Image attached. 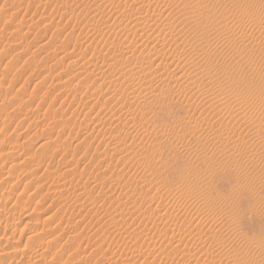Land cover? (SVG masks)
<instances>
[{
	"label": "rangeland",
	"instance_id": "374dc122",
	"mask_svg": "<svg viewBox=\"0 0 264 264\" xmlns=\"http://www.w3.org/2000/svg\"><path fill=\"white\" fill-rule=\"evenodd\" d=\"M88 1L90 2V0ZM88 1L0 0V181H2L0 182V201L2 199L5 203L3 205L4 203L0 202V207L3 205L0 208V264H264V152L258 156L259 159L256 157L258 161L255 158L248 161L243 159L237 150L230 151L229 159L220 158L218 150H214L210 137L211 131L214 133L221 127L220 125H223L221 123L223 118L221 115L213 118L207 108L216 100L210 91L215 95L218 91L216 88L214 90L210 88L211 83L206 76L201 77L202 75H200V71L204 67L206 69L203 71L211 72V79L222 81L221 84L229 86V89L231 87L230 90L234 88V92H231L234 98L231 93V95L229 94L231 106L236 103L239 106V103L255 102L257 110L255 109L256 111L251 112V115L249 113L246 116L247 118L250 116L251 120L250 118H246V120L249 122L254 120L255 123L259 121L263 124L264 34L262 33L264 31L261 32L260 28L255 25L251 27V25L245 24V27L237 28V30H240H238L240 33L238 36L244 37L247 43L240 42L237 38L236 41L230 40L233 41L232 43L229 41L230 44H221L220 49L212 47L209 38L199 35L196 37L199 41L197 43L211 51L208 50L206 53L207 56L209 55L208 57H203L201 54L197 61L189 59L187 52H183L184 50L177 49L178 52L175 51L173 54L171 52L174 50H168L171 48L166 46L167 50L164 48L161 51L162 55L152 61L154 65H152V69L162 71L164 68L168 71V76L164 79L166 82L164 83V80L162 83L158 82L160 85L153 83L152 88L154 86L155 88L152 89V92L156 91V93L151 92L152 95L149 94L150 96L147 95L148 98H145L142 97L141 92L144 86L137 85V76H140L141 67L147 65V60L141 64L137 58L145 57V53L156 41L148 44L149 46H138L131 53L122 51L119 47L128 43V40L130 41L131 34L119 35L117 30H113L114 32L108 30L106 26L112 23L114 16H109V21L103 24L101 15L93 12L92 2L90 10L88 7H82L85 2L88 4ZM125 1H123L124 4L121 3L122 6H129L131 1ZM222 1L224 5L228 3V11L223 16L224 20L218 18L219 12L215 13L217 6H215L216 8L200 9L201 16L194 14V17H197L195 18L196 22L193 21L194 19L184 22V20H178L175 15L174 19L172 15L175 11L173 8L170 9L168 13L171 12V14L167 13L168 16L165 15L163 18L166 20L164 21L166 25L163 26L164 29L159 30L162 34L157 35L158 39L160 40L162 36V39L169 41L168 39L171 36L174 37L176 33L175 38L193 42V32L199 29L198 32H200L206 26L208 29L216 22V26L209 27L211 31L216 29L217 25L224 26L226 22L229 27L231 24L235 26L232 14L242 8L244 11L251 10L252 7L255 10L256 7L260 10L264 9V0ZM185 2L187 3L189 0ZM185 2L176 4L178 9L184 7L178 5H184ZM256 2L261 3L260 5L263 7L261 8ZM86 8L88 11L84 10ZM210 12L217 15L214 14L213 17L212 14L210 19ZM261 12L263 16L261 23H264V11ZM88 14L93 15L89 17ZM205 17L209 18H206L208 21ZM204 20L210 25L205 24ZM222 20L224 24H222ZM225 20L226 22H224ZM213 21L216 22L211 24ZM201 24H204L203 27ZM244 28L248 29L244 31ZM17 30H20L21 36L25 38L17 36ZM241 33L243 34L241 35ZM167 41L165 42L168 43ZM204 41H208V43L206 44ZM78 43L80 46L77 47ZM239 43H242L241 47ZM248 47L251 48L248 50ZM212 48L214 49L212 50ZM140 52L144 54L142 55ZM238 55L240 58L237 57ZM243 55L244 58H242ZM182 57L185 60L188 59V63ZM199 60H203L201 64L196 63ZM116 61L119 65L115 66ZM113 65L115 67L113 69L119 67L117 68L118 74H122L127 67H135L139 74L134 77L128 76L130 80L124 76L127 79L122 78L113 84L114 78L109 72V68H112ZM135 65H138L139 68ZM140 65L143 66L140 67ZM202 65L203 67H201ZM217 67H220V70ZM225 69L228 71L226 70L224 73L222 70ZM100 72L104 75L101 76ZM194 75H197L199 79ZM223 75L226 76L222 78ZM83 76L85 77L83 78ZM87 77H90L87 79V84H83L81 87V81ZM178 77L181 78L178 79ZM184 77H188V80ZM225 78L229 81H226ZM189 79L195 83H191ZM177 83L180 84L179 87ZM232 86L234 87L232 88ZM260 88L261 91H258ZM182 89L186 94L182 92ZM206 91L210 96L206 95ZM236 93L237 95H234ZM153 94H155L154 97ZM257 94L263 95L258 96ZM231 96L233 100H231ZM197 98H199L197 101L200 104L195 100ZM201 98L203 99L201 100ZM236 98L239 102L235 100ZM251 99L252 101H250ZM257 101L259 103H256ZM205 103L207 104L204 107ZM254 104L252 105L256 106ZM258 111L260 113L262 111V114H257ZM259 115H262L263 118H260L262 116ZM123 116L126 119H123ZM254 116L256 117L254 118ZM211 117L213 119H210ZM205 118H208L207 121L204 120ZM214 120L217 122L215 123ZM61 121H66V127L64 124H60ZM230 123L229 132L232 129L236 130L239 123L234 121ZM190 124L194 126L191 127ZM135 128L136 130H134ZM192 128L193 130H191ZM199 130L202 132L204 130V132ZM199 134L202 136L196 138L197 135L200 136ZM223 134L220 137L225 140L226 135ZM205 135H207V139ZM181 138L189 146H186ZM222 138L219 141H222ZM259 138L264 141V129ZM188 140L189 143L192 142V145L188 143ZM181 146L184 147L181 148ZM190 146L192 147L189 148ZM247 146L250 145L247 144ZM186 148L187 150H185ZM193 148L197 152L193 150L190 152ZM198 148H203L200 153ZM209 148H212L213 151ZM240 148L244 150L242 146ZM8 151L9 153H5ZM202 152L203 154L211 152L209 155L206 154L207 160L203 158L201 160L199 155ZM136 153L137 155H135ZM151 154L155 157H152ZM219 159L225 160L222 162ZM17 160L18 162H16ZM209 161L210 163H207ZM212 166L214 169L210 170L209 167L213 168ZM205 167L207 168L205 169ZM239 169H244V172ZM196 172L199 174L201 172L203 177H200L199 174V176H194L197 174ZM243 173L247 176L249 174V179H244ZM71 174L73 175L70 176ZM183 175L189 178L183 177ZM179 176L183 177V180L188 178L189 180L187 179V182L184 183H190V186L184 184ZM6 177L8 178L4 180ZM96 177L97 179H95ZM192 178L199 182L193 181ZM180 185L190 187L195 192L190 188H186L187 191L183 190L184 187H179ZM197 185L198 188L195 189ZM200 187L201 189H199ZM7 188L10 189V192ZM12 188L14 189L12 190ZM131 189L132 191H130ZM3 193L5 194L1 195ZM186 193L191 195L188 196ZM180 196H183V199L186 198L184 201L181 200L182 203ZM116 197L118 199H115ZM175 197L176 199H174ZM207 199L213 204V208H211L213 214L211 211L207 212V215L205 212L199 211L203 205L202 201L206 203ZM225 200L229 201L226 203L227 206L224 204ZM185 202L186 204H184ZM189 205L192 206L189 207ZM185 207L189 208H187L188 210L184 209V212L182 208ZM197 207L198 209H196ZM174 209L176 211H173ZM189 210L192 212L190 213ZM159 215L165 219L159 220L162 219ZM168 215L170 216L168 217ZM146 217L149 218L146 219ZM207 217H211L212 220ZM145 219L147 222L144 221ZM174 221L180 225L178 224L176 227V223L173 224ZM168 222H172V227ZM174 226L177 230L174 229ZM193 235L194 237H192ZM196 236L200 238L198 239Z\"/></svg>",
	"mask_w": 264,
	"mask_h": 264
},
{
	"label": "bare ground",
	"instance_id": "6f19581e",
	"mask_svg": "<svg viewBox=\"0 0 264 264\" xmlns=\"http://www.w3.org/2000/svg\"><path fill=\"white\" fill-rule=\"evenodd\" d=\"M88 1V0H87ZM123 1H125V0H90V2L88 1V4H89V6H88V4H83L82 5V7L84 6V7H88V9L89 8H91V5L90 4H92V6L94 7L92 10H93V12H96L97 13V15H101V18H102V21H103V24H106L107 23V21H109L108 20V18H109V16H114V18H113V21H112V23L110 24V25H108L107 24V29L108 30H110V31H113V30H117L118 32H119V35L120 34H125V33H127V34H131V38H130V41L128 40V43H126L125 45H121L119 48H121V50L122 51H124V52H129V53H131L132 51H134L133 49H136L138 46H143V45H148V44H152V43H154V41H156L155 42V44L153 45L152 44V46L150 47L151 49L149 50L148 49V51L145 53L146 55H145V57H139V58H137L138 60H139V62H141V64L143 63V61H145V60H147L146 61V63H147V65L145 66V67H141V66H143V65H140V67H141V73H140V76H137L138 77V80H137V85H141V86H144V88H143V90L141 91L142 92V97H147V95L148 96H150L149 94H151V92L153 91L152 89H154L155 88V86H154V88H152V85H153V83H158V82H163V80L168 76V71L167 70H165L164 68H162L163 70L162 71H158V69H152V61L153 60H155L159 55H162V53H161V51H163V49L167 46V47H169V48H171V49H168V50H174L173 52H171V53H173L174 54V52L175 51H177V49H181L183 52H187V57L189 58V59H192V60H195L196 59V61H197V58L198 57H200L201 56V54H202V56L203 57H208L207 56V52H208V48H203L202 46H200V44L199 43H197V42H199L198 41V39H196V37L197 36H205L206 38H209L208 40H209V43H211V46L212 47H214V48H217V47H219V49L222 47L221 46V44L223 45V44H225V43H229V41L230 40H235V39H237V38H239V40H240V42H243L244 43V41L247 43V41H246V39L244 40V37H242V36H238V33H239V31L237 30V28H243V26L245 25V24H249V25H251V27H252V25H255V26H257V28H260V30H261V32H262V30L264 31V25H262V24H264V23H261V20H262V10L264 11V9H262V10H260L258 7H256L257 9L255 10L253 7H252V9L251 10H255L254 12H249V11H251L250 9H248V11H244L243 10V8L241 9V10H239V11H236V12H232L233 14H232V17H233V19L235 20V22L233 21V23H235V26L234 25H232L231 23V27H229V25H226V20L224 21V22H226L225 23V25L224 26H220L219 27V25H217V27H216V29H213V31H211L210 29H209V27L211 26V27H214V26H216V24H217V22H216V24H214V26H212V25H208L205 21L207 20V19H209V18H207V17H205V19L206 20H204V23L205 24H207L209 27H208V29L205 27V28H203L200 32H198V31H196V32H193L192 31V29H191V31L193 32V42H185V41H183V39L181 40V38L179 39V38H175V36H176V33H175V36L174 37H170L168 40L169 41H167V40H165V39H162L163 37L161 36V39L159 40L158 39V37H157V35L159 36V33L160 34H162V32H159V30L161 29V28H163V26H165L166 24V22L164 23V21H166V20H164L163 18H164V16L165 15H167V13H168V11H170V9H174V14L172 15V18L174 17V15L177 17V19L179 20V19H181V20H184V22L185 21H187L188 22V20H192V19H194L193 21H195V18H197V17H194V14H198L199 16H201V14L199 13V10L200 9H207V8H210V7H212V8H214L215 6H217V12H215V13H218L219 12V15H218V18H223V16L224 15H226V13H227V11H228V3L226 4V5H224V3H223V1L222 0H189V2H185L186 0H130L131 1V3H129V6L127 5V7H123L122 6V4L121 3H123ZM129 1V0H128ZM182 1H183V3L185 2V4L184 5H178V6H184V7H182V8H180V9H178V7L176 6V4H178V3H182ZM222 1V2H221ZM261 1V0H260ZM92 2V3H91ZM126 2V1H125ZM173 2V3H172ZM226 2V1H225ZM228 2V1H227ZM264 2V1H263ZM262 2V3H263ZM170 3V4H169ZM124 4V3H123ZM127 4V3H126ZM125 4V5H126ZM256 4H258L261 8L263 7L262 5H260L259 4V2H256ZM124 5V6H125ZM174 5H175V7H174ZM258 5H255V6H258ZM237 6V5H236ZM254 6V5H253ZM216 8V7H215ZM87 9V8H86ZM86 9H84L85 11H88V9L86 10ZM90 10V9H89ZM230 10H232V9H230ZM235 10V9H234ZM236 10H238V9H236ZM172 11V10H171ZM208 11V10H207ZM209 11H212V10H209ZM213 11H215L214 9H213ZM91 13H92V11H90ZM200 12H202V11H200ZM88 13V12H87ZM172 13H173V11H172ZM211 13V12H210ZM214 13V14H215ZM169 15L171 14V12H169L168 13ZM207 14V13H206ZM212 14L213 13H211L210 15V19L212 18ZM214 14H213V17H214ZM89 15V14H88ZM88 15H87V18H88ZM91 15H93V14H91ZM91 15H89V17L91 16ZM95 15V14H94ZM96 15V16H97ZM208 15V14H207ZM215 15H217V14H215ZM168 16V15H167ZM206 16V15H205ZM227 16H229V15H227ZM95 17V16H94ZM194 17V18H193ZM230 17V16H229ZM169 18H171L170 16H169ZM168 18V19H169ZM216 18V17H215ZM227 18V17H226ZM225 18V19H226ZM89 19V18H88ZM94 19H96V18H94ZM174 19H175V17H174ZM201 19V18H200ZM232 19V18H231ZM264 19V18H263ZM91 20V19H90ZM89 20V21H90ZM197 20V19H196ZM214 20V19H213ZM216 20V19H215ZM219 20V19H218ZM217 20V21H218ZM223 20H224V18H223ZM223 20H222V24H224L223 23ZM89 21H88V23H89ZM91 21H93V20H91ZM95 21V20H94ZM100 21V20H99ZM173 21V20H172ZM201 21V20H200ZM208 21V20H207ZM212 21V20H211ZM169 22V21H168ZM174 22H177V21H174ZM196 22V21H195ZM198 23H199V21H197ZM214 21L211 23V24H213V23H215ZM263 22H264V20H263ZM96 23H97V21H96ZM99 23V22H98ZM164 23V24H163ZM171 23V22H170ZM183 23V22H182ZM209 23V22H208ZM94 24H95V22H94ZM93 24V25H94ZM186 24V23H185ZM191 24H192V22H191ZM196 24V23H195ZM200 24V23H199ZM199 24H197V25H199ZM98 25V24H97ZM167 25H169V24H167ZM188 25V24H187ZM190 25V24H189ZM188 25V26H189ZM197 25H195V26H197ZM202 25V24H201ZM204 25V24H203ZM203 25L201 26V27H203ZM185 26V25H184ZM187 26V27H188ZM191 26V25H190ZM194 26V27H195ZM103 27V26H102ZM105 27V28H106ZM181 27H183L182 25H181ZM210 27V28H211ZM245 27V26H244ZM250 26H248V28H249ZM171 28V27H170ZM176 28V27H175ZM177 28H179V27H177ZM185 28V27H184ZM183 28V29H184ZM248 28H244V31H245V29H248ZM254 28H256V27H254ZM164 29V28H163ZM162 29V30H163ZM168 29V28H167ZM189 29H190V27H189ZM250 29V28H249ZM253 28H251V30H252ZM102 30V29H101ZM100 30V31H101ZM166 30V29H165ZM187 30V29H186ZM185 30V31H186ZM250 30V31H251ZM259 30V29H258ZM18 32H16L17 33V36L19 35V36H21V34H20V30H17ZM183 31V30H182ZM252 31H254V30H252ZM114 32V31H113ZM259 32V31H258ZM169 33H171L170 31H169ZM184 34H186L185 32H183ZM244 33V32H243ZM243 33H241V35L243 34ZM256 33V32H255ZM163 34H164V30H163ZM166 34V33H165ZM179 34H180V32H179ZM197 34V35H196ZM240 34V33H239ZM262 34H264V33H262ZM106 35V34H105ZM172 35V34H171ZM174 35V34H173ZM183 35V34H182ZM190 35H191V33H190ZM238 37H237V36ZM253 35V34H252ZM251 35V36H252ZM259 35H260V33H259ZM169 36V35H168ZM247 36V35H246ZM250 36V37H251ZM261 36V35H260ZM21 37H23V38H25L24 36H21ZM180 37V36H179ZM183 37V36H182ZM189 37V36H188ZM187 37V38H188ZM248 37V36H247ZM254 37V36H253ZM16 38V37H15ZM191 38V37H190ZM189 38V39H190ZM202 38V37H201ZM249 38V37H248ZM247 38V40H250V39H248ZM188 39V40H189ZM186 40V39H185ZM190 40V41H191ZM199 40H200V38H199ZM255 40V39H254ZM105 41H107V40H105ZM165 41H167L168 43H166ZM187 41V40H186ZM236 41V40H235ZM204 42H206V41H204ZM233 41H230V43H232ZM257 42V41H256ZM83 43H85V41H83ZM208 43V41L206 42V44ZM229 43V44H230ZM235 43H237V42H235ZM245 43V44H246ZM251 43H253V41H251ZM262 43V42H261ZM79 44V43H78ZM89 44H91V43H89ZM115 44V43H114ZM120 44V42L118 43V45ZM158 44V45H157ZM238 44V43H237ZM240 44H242V43H239V45ZM258 44H260V43H258ZM116 45V44H115ZM114 45V46H115ZM117 45V46H118ZM202 45V44H201ZM251 45H254V44H251ZM256 45V44H255ZM78 46H80V44L79 45H77V47ZM109 46V45H108ZM149 46V45H148ZM207 46V45H206ZM209 46V45H208ZM221 46V47H220ZM232 46V45H231ZM245 46V45H244ZM259 46V45H258ZM82 47V46H81ZM95 47V46H94ZM93 47V48H94ZM166 47V48H167ZM210 47V46H209ZM226 47H227V45H226ZM229 47V46H228ZM240 47H241V45H240ZM243 47V46H242ZM119 48H117V49H119ZM141 48V47H140ZM140 48H139V50H140ZM143 48V47H142ZM146 48H147V46H146ZM149 48V47H148ZM165 48V50H167ZM188 48V49H187ZM214 48H212V50L214 49ZM239 48V47H238ZM249 48H251V47H248V50H249ZM255 48H257L256 46H255ZM261 48V47H260ZM60 49V48H59ZM106 49V48H105ZM108 49H110L109 47H108ZM107 49V50H108ZM185 49H187V50H185ZM210 49H211V47H210ZM218 49V50H219ZM61 50H62V48H61ZM120 50V51H121ZM138 50V49H137ZM217 50V51H218ZM243 50V49H242ZM245 50H247L246 48H245ZM55 51V50H54ZM60 51V50H59ZM63 51V50H62ZM93 51H95V50H93ZM209 51H211V50H209ZM216 51V50H215ZM143 52V51H142ZM178 52V51H177ZM180 52V51H179ZM229 52V51H228ZM243 52V51H242ZM137 53H139V52H137ZM141 53V52H140ZM161 53V54H160ZM164 53H165V51H164ZM181 53V52H180ZM210 53V52H209ZM235 53V52H234ZM237 53H240V52H238L237 51ZM52 54V53H51ZM74 54V53H73ZM125 54V53H124ZM142 54V53H141ZM144 54V53H143ZM142 54V55H143ZM167 54H169V53H167ZM182 54V53H181ZM180 54V55H181ZM204 54H206V56H204ZM221 54V53H220ZM226 54H227V52H226ZM229 54V53H228ZM243 54V53H242ZM242 54H239V55H242ZM55 55V54H54ZM122 55H123V52H122ZM139 55V54H138ZM164 55V54H163ZM235 55V54H234ZM237 56V57H239L240 58V56ZM77 56V55H76ZM126 56V55H125ZM183 56V55H182ZM72 57V56H71ZM167 57V56H166ZM175 57V56H174ZM202 57V58H203ZM223 57V56H222ZM53 58V57H52ZM54 58H55V56H54ZM67 58H68V56H67ZM75 58V57H74ZM122 58V57H121ZM173 58V57H172ZM183 58V57H182ZM231 58V57H230ZM242 58H244V55H243V57ZM241 58V59H242ZM72 59V58H71ZM136 59V58H135ZM184 59V58H183ZM225 59V58H224ZM248 59V58H247ZM60 60V59H59ZM74 60V59H73ZM117 60H120V59H117ZM122 60H124V59H122ZM174 60V59H173ZM179 60H181V59H179ZM185 60V59H184ZM200 60H201V58H200ZM199 60V62H196V63H200L201 64V62L203 61H200ZM208 60V59H207ZM210 60V59H209ZM208 60V61H209ZM235 60V59H234ZM240 60V59H239ZM244 60V59H243ZM92 61V60H91ZM90 61V62H91ZM105 61V60H104ZM126 61V60H125ZM124 61V62H125ZM169 61H171V60H169ZM185 61H187V63H188V59H186ZM248 61V60H247ZM90 62H88V63H90ZM109 62H110V60H109ZM117 62V61H116ZM121 62V61H120ZM179 62V61H178ZM178 62H176V63H178ZM181 62V61H180ZM205 62H206V60H205ZM232 62H233V60H232ZM231 62V63H232ZM241 63H242V61H240ZM256 62V61H255ZM94 63V62H93ZM126 63H128V62H126ZM153 63H155V62H153ZM183 63H186V62H183ZM231 63H230V65H231ZM240 63V64H241ZM245 64H246V62H244ZM107 64H108V62H107ZM106 64V65H107ZM110 64H112L111 62H110ZM115 64V66L116 65H119L118 64V62L117 63H114ZM122 64H123V62H122ZM197 64V65H198ZM203 64V63H202ZM207 64V63H206ZM206 64H204V65H206ZM105 65V66H106ZM124 65V64H123ZM130 65H132V64H130ZM134 65V64H133ZM158 65H159V63H158ZM157 65V66H158ZM162 65H163V63H162ZM254 65V64H253ZM110 66V65H109ZM121 66V65H120ZM126 66H128V65H126ZM136 66V65H135ZM154 66V65H153ZM160 66V65H159ZM180 66V65H179ZM188 66V65H187ZM194 66V65H193ZM192 66V67H193ZM195 66H196V64H195ZM195 66L193 67L194 69H195ZM220 66V65H219ZM225 66H227V65H225ZM243 66V65H242ZM241 66V67H242ZM107 67V66H106ZM121 67H123V66H121ZM136 67H138V65L136 66ZM197 67V66H196ZM201 67H203V65L201 66ZM200 67V68H201ZM206 67H208L209 68V66L208 65H206ZM222 67V66H221ZM236 67V66H235ZM250 67V66H249ZM113 68H115L114 67V65L112 66V68H109V72H110V74L113 76V78H114V80H112L113 81V84L115 83V81H120V79H122V78H126V77H128V76H133L134 77V75H136V74H139V73H137V71H136V69H135V67H127V68H125L124 69V71H123V73L122 74H118L117 73V68H119L118 66H117V68L116 69H113ZM139 68V67H138ZM158 68V67H157ZM184 68H186V67H184ZM218 68V67H217ZM220 68V67H219ZM218 68V70H220ZM234 68V67H233ZM121 70H123L122 68H120ZM167 69V68H166ZM198 69H199V66H198ZM202 69V68H201ZM203 69H204V67H203ZM203 69H202V71H200V75H202L201 77H204V76H206L207 77V79L209 80V83H211V89H213L214 90V88H216L217 89V91H218V93L215 95V94H213V93H211V91H210V94H212L213 96H215V98H216V100L214 101V103L213 104H215V105H213V104H211V105H209L207 108L209 109V111H210V114L213 116V118H215L216 116H218V115H221V117L223 118V119H221V120H223V122H221L223 125H220L221 127L216 131V132H214L213 133V131H211L212 132V134H211V137H210V141H211V143H212V145H213V147H214V150H218V154H219V156H220V158H227V159H229L228 157H229V153H230V151L232 150V152H233V150H237L240 154H241V156L243 157V159H246L247 161L248 160H251V159H253V158H255L256 159V157H258V156H260V155H262L263 154V152H264V141H263V139L261 140V138H259V135H260V133H261V131L264 129V122H263V124H261V123H259V121H257V123H255L254 122V120L253 121H251V122H249V120L247 121L246 120V116L250 113V115H251V112H254V111H256L257 109L255 108V107H257V104H254L253 102L252 103H245V104H241V103H239V106L237 105V103L236 104H234V106H231L230 105V103H229V96L234 92V86H232V90H230L231 89V87H230V89H229V86L227 87V85L226 84H224V85H226V86H223V84H221V82H219V81H215V80H213V79H211V72H205V71H203ZM206 69V68H205ZM204 69V70H205ZM211 69H213V68H211ZM223 69V68H222ZM228 69V68H227ZM227 69H225V70H222V71H224V73H225V71L227 70ZM232 69V68H231ZM239 69V68H238ZM241 69V68H240ZM140 70V69H139ZM161 70V69H160ZM200 70V69H199ZM214 70H215V68H214ZM217 70V71H218ZM170 71V70H169ZM195 71V70H194ZM198 71V70H197ZM216 71V72H217ZM221 71V72H222ZM228 71V70H227ZM107 72H108V70H107ZM120 72V71H119ZM199 72V71H198ZM214 72V71H213ZM215 72V73H216ZM230 72V71H229ZM182 73H183V71H182ZM74 74H76V73H74ZM100 74H101V72H100ZM197 74V73H196ZM212 74H214V73H212ZM219 74V73H218ZM227 74H229V73H227ZM85 75V74H84ZM104 74H101V76H103ZM109 75V74H108ZM187 75H190V74H187ZM191 75H193V74H191ZM190 75V76H191ZM199 75V76H200ZM215 75H217V73L215 74ZM215 75H214V77H215ZM111 76V77H112ZM116 78H115V77ZM124 76H126V77H124ZM175 76V75H174ZM189 76V77H190ZM195 77H197L198 78V76L197 75H194ZM193 76V77H194ZM213 76V75H212ZM226 76V75H225ZM224 75H223V77L222 78H224L225 77ZM79 77V76H78ZM85 76H83V78H84ZM133 77H131V78H133ZM182 77V76H181ZM181 77H178V79H180ZM200 77V78H201ZM221 77V76H220ZM262 77V76H261ZM72 78H73V76H72ZM90 78V77H89ZM88 77L87 78H85L83 81H81V83L80 82H78V83H80L81 84V87H82V85L84 84V85H86L87 84V82H88V80L87 79H89ZM174 78V77H173ZM186 77H184V79H185ZM213 78V77H212ZM219 78V77H218ZM226 78H228V77H226ZM225 78V79H226ZM100 79H101V77H100ZM127 79V78H126ZM125 79V80H126ZM176 79V78H175ZM191 79H192V77H191ZM199 79V78H198ZM204 79V78H203ZM206 79V80H207ZM229 79V78H228ZM90 80H92V79H90ZM124 80V79H123ZM127 80H130L129 79V77H128V79ZM132 81H133V79H131ZM135 80V79H134ZM183 80V79H182ZM186 80H188V77L186 78ZM186 80H185V82H186ZM190 80V79H189ZM205 80V79H204ZM205 80V81H206ZM207 80V81H208ZM220 80H221V78H220ZM80 81V80H79ZM118 81V82H119ZM192 80H190V82H191ZM193 81H194V79H193ZM225 81V80H224ZM226 81H229V80H227L226 79ZM230 81H231V79H230ZM234 81V80H233ZM63 82V81H62ZM110 82V81H109ZM118 82H116V83H118ZM125 82V81H124ZM129 82V81H128ZM166 81L164 80V83H165ZM172 82V81H171ZM204 82V81H203ZM235 82V81H234ZM67 83V82H66ZM99 83V82H98ZM121 83H123V82H121ZM180 83V82H179ZM191 83H195V81L194 82H191ZM208 83V84H209ZM219 83V84H218ZM223 83V82H222ZM227 83V82H226ZM119 84V83H118ZM159 85H160V83H158ZM178 84V83H177ZM183 84H184V82H183ZM183 84H181V85H183ZM206 84V83H205ZM236 84V83H235ZM262 84V83H261ZM69 85V84H68ZM136 85V86H137ZM163 85V84H162ZM175 85V84H174ZM179 85L180 84H178L177 86L179 87ZM238 85V84H237ZM59 86V85H58ZM61 86V85H60ZM96 86V85H95ZM196 86H198V85H196ZM207 86H209V85H207ZM63 87V86H62ZM65 87H66V85H65ZM86 87V86H85ZM166 87V86H165ZM174 87V86H173ZM186 87V86H185ZM185 87H183V88H185ZM240 87V86H239ZM59 88V87H58ZM67 88V87H66ZM182 88V87H181ZM181 88H177V89H181ZM202 88V87H201ZM209 88V89H210ZM238 88V87H237ZM70 89V88H69ZM158 89H160V88H158ZM157 89V90H158ZM177 89H175V90H177ZM189 89V88H188ZM208 89V88H207ZM208 89V90H209ZM63 90V89H62ZM186 90V89H185ZM207 90V91H208ZM240 90V89H239ZM155 91V90H154ZM178 92H179V90H177ZM205 92V93H207L206 95H208V96H210L209 94H208V92ZM258 91H261V88H260V90H258ZM66 92H68V91H66ZM85 92V91H84ZM88 92V91H87ZM168 92V91H167ZM177 92V93H178ZM182 92H183V89H182ZM232 92V93H231ZM242 92V91H241ZM152 93H156V91L155 92H152ZM184 93V92H183ZM204 93V92H203ZM203 93H202V95H203ZM231 93V94H230ZM238 93V92H237ZM237 93L236 94H234V95H237ZM245 93V92H244ZM83 94V93H82ZM184 94H186V92L184 93ZM189 94V93H188ZM230 94V95H229ZM241 94V93H240ZM152 95V94H151ZM154 95L155 94H153V97H154ZM180 95V94H179ZM201 95V94H200ZM205 95V94H204ZM238 95H239V93H238ZM258 96H261V95H263V94H257ZM88 96H89V94H88ZM208 96H207V98H208ZM232 96H233V94H232ZM232 96H231V100H233L232 99ZM245 96H247V95H245ZM177 97V96H176ZM195 97V96H194ZM202 97H204V96H202ZM239 97V96H238ZM254 97V96H253ZM148 98V97H147ZM167 98V97H166ZM183 98H185V97H183ZM211 98V97H210ZM209 98V100L211 101V99ZM233 98H234V96H233ZM242 98V97H241ZM246 98V97H245ZM256 98H260V99H262L261 97H256ZM89 99V98H88ZM199 98H197V99H195L196 101L198 100ZM203 98H201V100H202ZM205 99V98H204ZM238 99H240V98H238ZM254 99V98H253ZM200 100V101H201ZM208 100V99H207ZM208 100V101H209ZM235 100H237V98L235 99ZM84 101V100H83ZM206 101V100H205ZM207 101V102H208ZM238 101V100H237ZM242 101V100H241ZM250 101H252V99L250 100ZM254 101V100H253ZM80 102V101H79ZM82 102V101H81ZM146 102H148V101H146ZM184 102V101H183ZM189 102V101H188ZM198 102V101H197ZM202 102V101H201ZM211 102H213V101H211ZM239 102V101H238ZM262 102V101H261ZM83 103H85V102H83ZM199 103V102H198ZM231 103H234V101H231ZM256 103H259L258 101L256 102ZM153 104V103H152ZM200 104V103H199ZM203 104V103H202ZM207 103H205L203 106L205 107V105H206ZM241 104V105H240ZM252 104H254V105H256V106H253ZM262 104H264V103H262ZM88 105V104H87ZM261 105V104H260ZM122 108V107H121ZM141 108V107H140ZM261 108V107H260ZM123 109V108H122ZM256 109V110H255ZM141 110V109H140ZM145 110V109H144ZM194 110V109H193ZM204 110V109H203ZM207 110V109H206ZM127 110H125V112H126ZM129 111V110H128ZM146 111V110H145ZM121 112V111H120ZM124 112V111H123ZM122 112V113H123ZM130 112V111H129ZM143 112V111H142ZM259 112V111H258ZM256 112L257 114H262V111H261V113L259 112ZM112 113V112H111ZM126 113H128V112H126ZM206 113V112H205ZM204 113V114H205ZM119 114V113H118ZM125 114V113H124ZM123 114V115H124ZM130 114V113H129ZM129 114H128V116H129ZM209 114V115H210ZM253 114V113H252ZM256 114V116H258ZM109 115H111V114H109ZM113 115V114H112ZM202 115V114H201ZM209 115H208V117H209ZM253 115H255V114H253ZM114 116V115H113ZM118 116H120V115H118ZM127 116V117H128ZM199 116V115H198ZM215 116V117H214ZM256 116H254V118L256 117ZM259 116H262V115H259ZM103 117V116H102ZM107 117V116H106ZM124 117V116H123ZM125 117H126V115H125ZM123 118V119H126V118ZM131 117H133V116H131ZM180 117V116H179ZM218 117H220V116H218ZM99 118V117H98ZM119 118V117H118ZM122 118V117H121ZM129 118V117H128ZM127 118V119H128ZM181 118V117H180ZM179 118V119H180ZM212 117L210 118V119H213ZM248 118H250V116H248ZM247 118V119H248ZM260 118H263V116L262 117H260ZM130 119V118H129ZM132 119V118H131ZM183 119V118H182ZM189 119V118H188ZM208 119V118H207ZM207 119L205 118L204 120L205 121H207ZM217 119V118H216ZM99 120V119H98ZM97 120V121H98ZM146 120V119H145ZM191 120V119H190ZM194 120V119H193ZM250 120H251V118H250ZM93 121V120H92ZM102 121V120H101ZM101 121H100V123H101ZM110 121H111V119H110ZM175 121V120H174ZM202 121V120H201ZM210 121V120H209ZM208 121V122H209ZM215 121V120H214ZM232 121H234V122H238L239 123V125L237 126V128H236V130H231L230 132H229V124H231L230 122H232ZM263 121V120H262ZM70 122V121H69ZM141 122V121H140ZM217 121H215V123H216ZM65 123H66V121H61V123L60 124H64L65 125ZM71 123V122H70ZM114 123V122H113ZM112 123V124H113ZM194 124H195V122H193ZM200 123V122H199ZM198 123V124H199ZM204 123V122H203ZM212 123V122H211ZM210 123V124H211ZM220 123V124H221ZM69 124V123H68ZM88 124H90V123H88ZM147 124V123H146ZM209 124V125H210ZM218 124H219V121H218ZM236 124V123H235ZM77 125V124H76ZM108 125V124H107ZM191 125V124H190ZM200 125V124H199ZM204 125V124H203ZM208 125V126H209ZM232 125H233V123H232ZM69 126H71V125H69ZM69 126H67V127H69ZM94 126V125H93ZM100 126H101V124H100ZM105 126H106V124H105ZM131 127H132V125H130ZM192 126H194V125H191V127ZM207 126V125H206ZM211 126V125H210ZM209 126V127H210ZM214 126H216V125H214ZM65 127H66V125H65ZM72 127V126H71ZM134 127V126H133ZM138 127V126H137ZM154 127V126H153ZM152 127V128H153ZM162 127V126H161ZM164 127V126H163ZM205 127V126H204ZM209 127H207V128H209ZM211 127H213V126H211ZM230 127H233V126H230ZM235 127V126H234ZM87 128V127H86ZM128 128V127H127ZM198 128V127H197ZM201 128H203V127H201ZM206 128V127H205ZM216 128V127H215ZM74 129V128H73ZM85 129V128H84ZM118 129V128H117ZM120 129H122L121 127H120ZM125 129V128H124ZM144 129V128H143ZM194 129H196L195 127H194ZM199 129V128H198ZM210 129V128H209ZM134 130H136V128L134 129ZM191 130H193V128L191 129ZM212 130V129H211ZM89 131V130H88ZM133 131V130H132ZM143 131V130H142ZM151 131V130H150ZM154 131V130H153ZM152 131V132H153ZM199 131H201L202 132V130H199ZM205 131H206V129H205ZM207 131H208V129H207ZM161 132H162V130H161ZM190 132V131H189ZM196 132H197V130H196ZM203 132H204V130H203ZM202 132V133H203ZM210 132V131H209ZM207 133V132H205V133H207V134H210V133ZM116 133V132H115ZM198 133V132H197ZM201 133V134H202ZM223 133H225V135H226V137H225V140H223V138L222 137H220L221 135L223 136L224 134ZM231 133V134H230ZM131 134V133H130ZM143 134V133H142ZM146 134V133H145ZM163 134V133H162ZM182 134V133H181ZM193 134H194V132H193ZM192 134V135H193ZM102 135H104V134H102ZM101 135V136H102ZM112 135V134H111ZM183 135V134H182ZM200 135V134H199ZM204 135V134H203ZM231 135V136H230ZM84 136V135H83ZM202 135H200V136H198L197 135V137L196 138H198V137H201ZM206 136L207 135H205V138H206ZM210 136V135H209ZM235 136V137H234ZM106 137V136H105ZM126 137V136H125ZM124 137V138H125ZM133 137V136H132ZM115 138H117V137H115ZM186 138V137H185ZM220 138H222V141H219L220 140ZM82 139V138H81ZM107 139V138H106ZM118 139V138H117ZM120 139V138H119ZM121 139H123V138H121ZM120 139V140H121ZM182 139V138H181ZM180 139V140H181ZM193 139V138H192ZM207 139V138H206ZM186 140V139H185ZM195 140V139H194ZM199 140V139H198ZM198 140H197V142H198ZM116 141V140H115ZM114 141V142H115ZM126 141V140H125ZM184 140L182 139V142H183ZM191 141H193V140H191ZM109 142V141H108ZM113 142V141H112ZM124 142V141H123ZM201 142V141H200ZM208 142V141H207ZM183 143H185V142H183ZM188 143H189V140H188ZM194 143V142H193ZM124 144V143H123ZM122 144V145H123ZM181 144V143H180ZM189 144H191L192 145V142L191 143H189ZM196 144H198V143H196ZM195 144V145H196ZM208 144H210V143H208ZM247 144H249L250 146H247ZM71 145V144H70ZM120 145V144H119ZM177 145V144H176ZM185 145H186V143H185ZM184 145V146H185ZM188 145V144H187ZM186 145V146H187ZM195 145H193V146H195ZM199 145V144H198ZM206 145V144H205ZM1 146V145H0ZM45 146V145H44ZM183 146V147H184ZM185 146V147H186ZM189 146V145H188ZM210 146H211V144H210ZM243 147L244 148V150H242V148H240V147ZM178 147V146H177ZM182 146H181V148H183ZM192 146H190L189 148H191ZM200 147V146H199ZM111 148H113L114 149V147H111ZM131 148V147H130ZM250 148V149H249ZM73 149V148H72ZM116 149V148H115ZM195 149H197V147H195ZM199 149V148H198ZM203 148H200L198 151H199V153L201 152L200 150H202ZM209 149H211L212 150V148H209ZM208 149V150H209ZM130 150V149H129ZM185 150H187V148L185 149ZM192 150L193 151H196L197 152V150H194V148L193 149H191V151L190 152H192ZM207 150V151H208ZM211 150H209V151H211ZM240 150H242V151H240ZM128 151V150H127ZM151 151H153V150H151ZM204 152H205V150H203ZM213 151V150H212ZM11 152V154H12V151H10ZM96 152V151H95ZM99 152V151H98ZM112 152V151H111ZM114 152V151H113ZM125 152V151H124ZM236 152V151H235ZM5 153H9V151L8 152H5ZM72 153V152H71ZM70 153V154H71ZM121 153V152H120ZM208 153V152H207ZM207 153H205V154H203V152L199 155L200 156V158H201V160H202V158L203 159H206V157H208V156H206V154ZM211 153V152H210ZM210 153H208V155L210 154ZM215 153V152H214ZM107 154V153H106ZM109 154V153H108ZM111 154V153H110ZM114 154V153H113ZM124 154V153H123ZM213 154V153H212ZM216 154V153H215ZM235 154V153H234ZM233 154V155H234ZM237 154V153H236ZM10 155V154H9ZM14 155H16V153H14ZM99 155V154H98ZM122 155V154H121ZM135 155H137V153L135 154ZM153 154H151V156H152ZM195 155H196V153H195ZM198 155V154H197ZM116 156V155H115ZM138 156H140V155H138ZM216 156V155H215ZM215 156H213V157H215ZM239 156V155H238ZM237 156V157H238ZM264 156V155H263ZM136 157V156H135ZM152 157H155V156H152ZM195 157H197V156H195ZM231 157V156H230ZM9 158H10V156H9ZM18 158V157H17ZM105 158V157H104ZM232 158V157H231ZM230 158V159H231ZM241 158V157H240ZM260 157H258L257 159H259ZM25 159V158H24ZM127 159V158H126ZM149 159V158H148ZM154 159V158H153ZM152 159V160H153ZM196 159H199V158H196ZM211 159V158H210ZM215 159V158H214ZM234 159V158H233ZM256 159V160H257ZM128 160H129V156H128ZM156 160V159H155ZM200 160V159H199ZM207 160V159H206ZM219 160H222V159H219ZM225 159H223L222 160V162L224 161ZM75 161H76V159H75ZM117 161V160H116ZM203 161H205V160H203ZM214 161V160H213ZM229 161V160H228ZM235 161V160H234ZM258 161V160H257ZM16 162H18V160L16 161ZM122 162H125V161H122ZM200 162H202V161H200ZM242 162V161H241ZM246 162V161H245ZM251 162V161H250ZM21 163V162H20ZM76 163H77V165H78V162L76 161ZM203 163H205V162H203ZM207 163H210V161L209 162H207ZM215 163V162H214ZM225 163V162H224ZM14 164V163H13ZM65 164V163H64ZM123 164V163H122ZM215 164H217V163H215ZM214 164V165H215ZM74 165V164H73ZM105 165V164H104ZM221 165V164H220ZM224 165V164H223ZM222 165V166H223ZM253 165V164H252ZM113 166H114V164H113ZM158 166V165H157ZM215 166H217V165H215ZM255 166V165H254ZM66 167V166H65ZM69 167V166H68ZM105 167H107V166H105ZM146 167V166H145ZM211 167V166H210ZM209 167V169L210 170H212V169H214V166H212L213 168H210ZM220 167V166H219ZM224 167V166H223ZM258 167V166H257ZM256 167V168H257ZM191 168V167H190ZM207 167H205V169H206ZM215 168H217V167H215ZM255 168V169H256ZM162 169V168H161ZM218 169V168H217ZM245 169V168H244ZM243 169V170H244ZM192 170V169H191ZM239 170H242V169H239ZM238 170V171H239ZM242 170V171H243ZM72 171V170H71ZM111 171V170H110ZM0 172H1V169H0ZM160 172V171H159ZM193 172V171H192ZM202 172V171H201ZM200 172V174L199 173H197L196 175H194V176H197L198 174L199 175H201L202 173ZM244 172V171H243ZM248 172V171H247ZM250 172V171H249ZM237 173V172H236ZM240 173V172H239ZM9 174V173H8ZM248 174V173H247ZM2 175V174H1ZM62 175V174H61ZM73 174H71L70 176H72ZM76 175V174H75ZM198 175V176H199ZM203 175V174H202ZM200 176V177H203V176ZM239 175V174H238ZM243 175L245 176L244 177V179H246V178H248V176H250L249 174H248V176L245 174V173H243ZM67 176V175H66ZM69 176V175H68ZM69 176V177H70ZM106 176V175H105ZM186 176V175H185ZM184 175H183V177H185ZM4 177V176H3ZM9 177V176H8ZM8 177H6V178H4V180L5 179H7ZM12 177V176H11ZM108 177H110V176H108ZM117 177V176H116ZM179 177H181V176H179ZM178 177V178H179ZM183 177H181V181L183 180L182 178ZM186 177H188V176H186ZM144 178V177H143ZM189 178V177H188ZM187 178V179H188ZM191 178V177H190ZM241 178V177H240ZM243 178V177H242ZM9 179H11V178H9ZM95 179H97V177L95 178ZM117 179V178H116ZM187 179L186 180H183V183L186 181L187 182ZM195 179V178H194ZM193 178H192V180L193 181H196V180H194ZM237 179H238V177H237ZM249 179V178H248ZM3 180V179H2ZM3 180V181H4ZM19 180V179H18ZM111 180H113V179H111ZM110 180V181H111ZM119 180V179H118ZM189 180V179H188ZM198 180V179H197ZM20 181V180H19ZM19 181H17V182H19ZM117 181V180H116ZM150 181V180H149ZM180 181V182H181ZM238 181H239V179H238ZM244 181V180H243ZM0 182H2V181H0ZM6 182V181H5ZM16 182V181H15ZM118 182H120V181H118ZM196 182H199V181H196ZM240 182H241V180H240ZM121 183V182H120ZM119 183V184H120ZM148 183V182H147ZM191 183H193V182H191ZM200 183H201V178H200ZM199 183V184H200ZM16 184V183H15ZM118 184V185H119ZM154 184H155V182H154ZM157 184V183H156ZM181 184V183H180ZM184 184H186V183H184ZM186 185H189L190 186V183H188V184H186ZM193 185H195V184H193ZM201 185V184H200ZM15 186V185H14ZM159 186V185H158ZM181 186H183V185H180L179 187H181ZM4 187H6V186H4ZM9 187V186H8ZM184 187V186H183ZM125 188V187H124ZM177 188V187H176ZM186 188H190V187H184L183 188V190H186ZM198 188V185L196 186V188L195 189H197ZM6 189V188H5ZM8 189V191L10 190L9 188H7ZM14 188H12V190H13ZM23 189V188H22ZM126 189V188H125ZM180 190H182L181 188H179ZM178 189V190H179ZM199 189H201V187L199 188ZM198 189V190H199ZM177 190V191H178ZM179 190V191H180ZM182 190V191H183ZM190 190H193V189H191L190 188ZM130 191H132V189L130 190ZM178 191V193L180 194V192ZM181 191V192H182ZM187 191V190H186ZM189 191V190H188ZM3 192V191H2ZM10 192V191H9ZM8 192V193H9ZM15 192V191H14ZM134 192V191H133ZM158 192V191H157ZM170 192V191H169ZM193 192H195V190H193ZM193 192H190L191 194L193 193ZM196 192H198V191H196ZM7 193V192H6ZM19 193H20V191H19ZM132 193V192H131ZM177 193V192H176ZM185 193V191L183 192V194ZM5 193H3V194H1V195H4ZM10 194V193H9ZM143 194V193H142ZM155 194V193H154ZM159 194H160V192H159ZM187 195L189 194V193H186ZM190 194V195H191ZM12 195V194H11ZM144 195V194H143ZM172 195V194H171ZM181 195H182V193H181ZM190 195H188V196H190ZM156 196H157V194H156ZM185 196V195H184ZM3 197V196H2ZM7 197V196H6ZM11 197V196H10ZM136 197V196H135ZM146 197V196H145ZM172 197V196H171ZM174 197V196H173ZM172 197V198H173ZM181 197V196H180ZM183 197V196H182ZM181 197V199H180V202H181V200H185V199H183ZM1 198V197H0ZM114 198V197H113ZM11 199V198H10ZM115 199H118L117 197L115 198ZM126 199H127V197H126ZM132 199H134V198H132ZM174 199H176V197L174 198ZM9 200V199H8ZM112 200V199H111ZM187 200H188V197H187ZM209 199H207L205 202L206 203H204V201H202L203 202V205L199 208V211L200 212H205V214L207 215V212H209V211H211V208H213V204H211L209 201H208ZM222 200V199H221ZM1 201L3 202V200L1 199ZM0 201V202H1ZM109 201V200H108ZM211 201H213V200H211ZM1 202V203H2ZM15 202H17V201H15ZM119 202V201H118ZM227 202H229V201H227ZM226 200H225V202H224V204L226 205ZM4 203V202H3ZM2 203V204H3ZM133 203V202H132ZM182 203V202H181ZM184 204H186V202L184 203ZM202 204V203H201ZM3 205H5V203L3 204ZM3 205L0 207V208H2L3 207ZM125 205V204H124ZM144 205H145V203H144ZM143 205V206H144ZM163 205V204H162ZM194 205V207H195V204H193ZM229 205V204H228ZM12 206V205H11ZM166 206V205H165ZM168 206V205H167ZM192 206V205H191ZM190 205H189V207H191ZM199 206V205H198ZM227 206V205H226ZM163 207V206H162ZM170 207H171V205H170ZM189 207H187V208H189ZM234 207V206H233ZM14 208V207H13ZM161 208V207H160ZM172 208V207H171ZM174 208V207H173ZM186 207L185 208H182L183 210L184 209H187ZM228 208V207H227ZM230 208H232V207H230ZM236 208V207H235ZM10 209H11V207H10ZM166 209V208H165ZM165 209H163V210H165ZM196 209H198V207L196 208ZM229 209V208H228ZM140 210V209H139ZM141 210H142V208H141ZM161 210V209H160ZM172 210V209H171ZM180 210V209H179ZM188 210V209H187ZM191 210V209H190ZM189 210V211H190ZM194 210V209H193ZM151 211V210H150ZM162 211V210H161ZM166 211V210H165ZM173 211H176L175 209L173 210ZM198 211V210H197ZM198 211V212H199ZM213 211V210H212ZM211 211V213L213 214V212ZM129 212V211H128ZM170 213H172V211H169ZM184 212H185V210H184ZM187 212V211H186ZM192 211H190V213H191ZM195 212V210L193 211V213ZM197 212V213H198ZM160 213V212H159ZM163 212H161L160 214H162ZM165 213V212H164ZM168 213V212H167ZM177 213V212H176ZM180 213V212H179ZM196 214V213H195ZM201 214V213H200ZM205 214H204V216H205ZM211 214V215H212ZM143 215V214H142ZM144 215H146V214H144ZM148 215V214H147ZM153 215V214H152ZM166 215V214H165ZM171 215V214H170ZM170 215H168V217L170 216ZM179 215V214H178ZM184 215V214H183ZM186 215H187V213H186ZM190 215V214H189ZM160 216V215H159ZM163 216V215H162ZM172 216H174V215H172ZM171 216V217H172ZM177 216V215H176ZM175 216V217H176ZM192 216H195V215H193L192 214ZM25 217V216H24ZM174 217V218H175ZM198 217V216H197ZM212 217V216H211ZM209 218V217H207L208 219H211L212 220V218ZM29 218V217H28ZM149 218V217H148ZM147 217H146V219H148ZM153 218H154V215H153ZM160 218H162L161 216H160ZM191 218V217H190ZM199 219H200V217H198ZM144 220V221H146L147 222V220ZM165 219V217L164 218H162V219H159V220H164ZM171 219V218H170ZM180 219V218H179ZM198 219V220H199ZM213 219H215V218H213ZM175 220V219H174ZM181 220V219H180ZM190 220V219H189ZM216 220V219H215ZM151 221L153 222V219H151ZM150 221V222H151ZM156 221H158L157 219H156ZM177 221V220H176ZM202 221H203V219H202ZM155 222V221H154ZM180 222V221H179ZM198 222V221H197ZM163 223V222H162ZM176 222L174 221L173 222V224H175ZM181 223V222H180ZM145 224V223H144ZM157 224V223H156ZM164 224H167V223H165L164 222ZM168 224H169V226H171V224H172V222L171 223H169L168 222ZM179 224V223H178ZM178 224L176 223L175 224V226L177 225L178 226ZM184 224V223H183ZM180 225V224H179ZM163 226V225H162ZM165 226V225H164ZM163 226V227H164ZM168 226V227H169ZM174 226V229L177 227H175ZM150 227V226H149ZM155 227V226H154ZM167 227V226H166ZM165 227V228H166ZM172 227V226H171ZM158 228H159V226H158ZM161 228V227H160ZM162 229V228H161ZM166 230V229H165ZM170 230V232L172 231L171 229H169ZM176 230H177V228H176ZM184 230H186V229H184ZM163 231V230H162ZM161 232V231H160ZM159 232V233H160ZM166 232V231H165ZM178 232V231H177ZM184 232H186V231H184ZM183 232V233H184ZM162 233V232H161ZM167 233H168V231H167ZM172 233H174L173 231H172ZM187 233V232H186ZM193 233V232H192ZM164 234V233H163ZM190 234V233H189ZM159 235V234H158ZM171 235H174V234H171ZM188 235V234H187ZM195 235V234H194ZM194 235L192 236V237H194ZM196 235H198V234H196ZM165 236V235H164ZM170 236V235H169ZM176 236V235H175ZM186 236V235H185ZM190 236V235H189ZM159 237H161V236H159ZM168 237V236H167ZM172 237V236H171ZM197 237V236H196ZM165 238V237H164ZM198 238V237H197ZM196 238V239H197ZM200 238V237H199ZM198 238V239H199ZM216 238V237H215ZM152 239V238H151ZM161 239V238H160ZM194 239V238H193ZM163 240V239H162ZM165 240L167 241V239L165 238ZM174 240V239H173ZM210 240V239H209ZM169 241H171V240H169ZM178 242V241H177ZM219 242H220V240H219ZM147 244V243H146ZM173 244V243H172ZM175 246H177V245H175ZM17 250V249H16ZM9 252V251H8ZM11 252V251H10ZM177 252V251H176ZM23 253V252H22ZM12 257V256H11ZM28 258V257H27ZM40 258V257H39ZM23 259V258H22ZM27 260V259H26ZM39 260V259H38ZM28 261V260H27ZM29 261H30V259H29ZM36 261V260H35ZM109 261V260H108ZM26 262V261H25ZM31 263H32V261H31ZM29 264V263H28ZM70 264V263H69Z\"/></svg>",
	"mask_w": 264,
	"mask_h": 264
}]
</instances>
